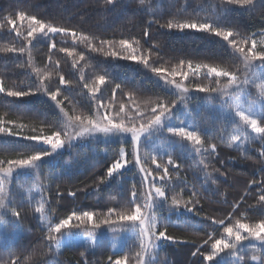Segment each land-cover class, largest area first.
I'll use <instances>...</instances> for the list:
<instances>
[{"label":"trees","instance_id":"16d2710c","mask_svg":"<svg viewBox=\"0 0 264 264\" xmlns=\"http://www.w3.org/2000/svg\"><path fill=\"white\" fill-rule=\"evenodd\" d=\"M19 12H24L26 17L35 16L47 25L69 29L70 33L67 36L48 33L47 37L37 34L28 44L24 36L30 21L20 20ZM8 18L16 20V29L22 36L12 30ZM214 21L233 30L234 37L230 39L239 43L243 37H252L257 39L259 47V42L264 40V0H253L252 6L244 7L225 5L222 0H144L143 4L140 0H119L115 6L108 5L106 0H0V83L12 90L42 88L36 95L19 100L0 93V120L13 122L6 126L18 134H0V160L50 151L47 145L22 138L50 135L63 120L60 108L43 94L44 88L59 89L58 99L65 111L85 118L99 119L107 111L119 119L117 114L123 104L126 124L135 118L139 125L142 122L139 114L150 116L151 107L158 101H175L174 116L180 119H173L171 124L183 120L202 135L203 148L214 143L216 152L196 153L190 142L166 132L158 139L142 140L140 155L145 167L155 170L153 156L158 162L162 157L166 163L165 153L180 165L178 170L169 166L172 187L167 202L156 209L158 220L167 225V234L174 239L159 241L158 247H152L144 259H151L153 264H208L193 253L198 248L202 252L210 250V245L203 243L209 235L225 238L223 228L235 225L237 220L255 224L264 218V202L259 201V196L264 194V156L261 155L264 141L235 116L239 103L264 126L261 118L264 96L257 87L264 83V69L256 67L254 72L249 71L247 83H242L239 89H230L231 99L223 104L224 97L218 92L196 91L197 85L217 87L216 78L205 77L207 68L195 72L187 64L190 61L193 69L196 65L228 68L243 80L245 67L239 55L234 54L227 42L210 33L161 27L167 23ZM145 31L149 33L147 37ZM121 40H128L137 55L147 57L148 66L121 58L128 54L122 50ZM52 43L55 48L50 47ZM8 48H24V52L5 51ZM62 48L68 51H60ZM113 50L121 56L107 55ZM180 61H184L183 70L189 72L186 80L176 77L189 89L183 93V102L180 90L151 71L152 67H162L171 72ZM61 75L67 82L65 85L59 83ZM99 75H105L104 84L98 83ZM226 83L227 78H219L220 87ZM116 84L121 88L113 94ZM93 87L98 88L95 98L90 91ZM100 104L105 107L97 112L96 106ZM234 135H239L240 140L233 142ZM121 148L127 159L133 161L130 134L106 137L98 133L66 143L41 160L35 173L27 168L14 171L4 185L6 204L11 201L9 207L21 211L22 219L17 222L10 211L7 214L0 211V264H8L12 258H19L20 264H108L110 256L113 259L128 256L129 264H136V254L141 252L140 238L135 235L138 229H121L119 222L111 227L101 225L92 248L72 244L57 250L56 242L47 240L49 226L73 212H94L96 220L105 218L110 208L120 213L134 209L135 205L130 203L132 190L143 194L147 188L139 167L129 163L122 174L110 180L106 178L107 168L119 158ZM102 180L105 182L101 183ZM193 191L198 193L193 199L199 201L193 212L172 206L173 196L183 205ZM139 202L143 203L142 197ZM41 206L43 211L37 213L36 208ZM69 231L70 235L61 238L92 236L84 231V226L62 230ZM116 233H121L119 248L113 250L110 238ZM238 255L245 258V264H259L251 257L264 258V247L254 239L251 243L246 240ZM235 260L227 250L218 257L219 264H234Z\"/></svg>","mask_w":264,"mask_h":264},{"label":"snow or ice","instance_id":"6c2138e0","mask_svg":"<svg viewBox=\"0 0 264 264\" xmlns=\"http://www.w3.org/2000/svg\"><path fill=\"white\" fill-rule=\"evenodd\" d=\"M225 5H239L252 6L253 0H222ZM108 5H118L119 0H106ZM140 3L143 4L144 0H140ZM18 17L20 20H29V26L27 29L26 36L24 39L27 40L28 44H31L34 39L37 38V34L47 37L48 33L59 34L63 33L64 35H69L70 30L61 27H54L52 25H47L44 22L38 20L35 16H27L24 12H19ZM8 24L12 26V30L16 32L17 36H22L23 33L19 32L16 29V20L13 18H8ZM167 27L168 30H194L199 32L210 33L216 37L221 38L223 41L227 42L228 45L232 48L234 54H238L239 58L242 60L245 67L244 79L241 78L233 71L228 68H217L209 65H196L193 69L192 63L189 61L187 68L189 70H194L199 72L201 67L207 68L205 77H215V83L217 87H204L197 85L196 91L199 92H218L221 96L224 97L223 104H228L231 99L229 95L230 89H239L242 83H247L249 71L255 70L256 67L264 69V40L259 42L252 37H243L238 43L236 39H230L234 37V32L231 29L222 27L219 23L215 21L213 23L207 22H190V23H167L166 25H161V27ZM74 35V33H73ZM148 31L144 32V36H148ZM235 35H239L236 33ZM103 43V42H101ZM241 44L243 46H241ZM120 45L123 51L127 52V55L122 56L121 58L131 61H136L143 63L145 66H148L149 60L143 55H137L136 50L133 48V45L128 40H121ZM51 48H55V43L50 45ZM7 52H24V48L5 49ZM60 51L67 52V49H60ZM69 55H72L71 52H68ZM112 57L121 56L120 52L115 50L107 53ZM83 58V57H81ZM259 62L257 65L255 62ZM184 61H180V64L177 69H173L171 72H168L167 69L162 67H152L151 71L155 73L158 77L163 79L166 83L174 85V87L181 92V102L184 101L183 93H187L189 89L178 82L176 77L179 76L182 79H188L189 72L184 71ZM168 76H171V80L168 79ZM227 78V83L223 87L219 86V78ZM105 75H99L97 81L99 84L105 83ZM59 83L65 85L67 82L63 75L59 77ZM84 87H88L87 84ZM261 89L260 95L264 96V83L257 85ZM121 88L120 84H116L113 89V94L116 90ZM42 88L37 86L35 89L29 88L27 90L17 88L16 90L6 89L2 83H0V93H3L6 97L16 98L19 100L23 97H29L36 95L38 92H41ZM95 98V93L98 91V88L93 87L90 89ZM43 94H46L48 98L60 108V112L63 116V120L56 126V130L52 131L50 135H29L22 137L28 141H34L39 145L49 146L50 151H35L33 154L28 155L26 158L14 159V160H0V211L3 214H7L9 211L11 216L15 218L17 222L22 219L21 211H18L16 208H10L9 205L11 201H8L6 204V193L4 185L12 177L14 171L18 169H33L34 173L39 169V162L45 157L52 155L57 149H60L65 146V144H71L73 141H76L81 138L88 136H95V134H103L104 136H109L112 134H130L131 140L134 146L133 151V161L127 159L124 148L120 149L119 158L116 159L110 166L107 168L106 178L111 179L114 176L122 174V170L127 168L129 163H133L139 167L140 172L143 174V183L147 185V188L143 194L138 193L135 189L132 190V200L131 204H134V209L129 213H120L115 208H110L108 210V215L103 219L94 220L95 213L90 211H85L77 214L73 212L67 218L62 219L59 223H56L54 226H49L47 240L50 242H59V239L63 235H70L68 233L62 232L64 229H72L84 226V231L89 233L92 236H95L96 230H98L101 225H108L109 227L117 224L119 222L120 228H135L139 230L140 238V248L141 252L136 254V264H153L151 259H144V255L148 253L149 246L158 247V242L161 240H173L174 237L167 234V225L161 223L156 215V209L165 203L168 200V191L171 189L172 185L170 181L172 180V173L169 170V166L173 169H179L180 165L173 160L172 156L168 153L165 155L168 156L166 163L162 161H157L156 156H153L152 163L155 165V170L149 169L144 166V161L140 155V149L142 146V140L146 138H160L163 133L169 134V136H175L180 138L183 141L190 142L194 146V151L199 154L207 151L209 154H215L216 144H211L210 148H203L202 135L195 130L193 127L187 126L183 120H180L179 124L172 125L171 121L173 119H180L177 116H174L173 109L176 107V102L172 101L170 103H161L156 102L155 106L151 107V114L147 118L143 113H140L138 118L142 121L139 125L135 123V118L132 119L131 123H125L127 113H125V106L120 105L119 119L115 116L110 115L107 111L100 116L99 119L92 117L85 118L81 115H71L69 112L65 111L63 107V102L58 99L61 96V91L57 89L56 91H50L46 88L43 89ZM211 99V97H209ZM131 99V95H129ZM105 107L100 104L96 106L97 112L100 108ZM123 114V115H120ZM235 116L239 118V121L252 129L253 132L260 134L259 138L264 141V126H260V121L257 118H253L250 113H246L239 103L236 104ZM264 119V116L261 117ZM13 122H5L0 120V134L5 136H16L18 135L11 125ZM239 126V125H238ZM23 127V125H21ZM66 138V139H65ZM240 140L239 135L232 136V141L236 142ZM231 146V145H230ZM261 155L264 156V151L261 152ZM206 167V166H205ZM105 181L102 180L101 183ZM211 183H215V180H212ZM70 195H75V193H70ZM198 195L197 192L193 191L190 198L181 204V201L175 196L172 197L171 204L174 208L183 207L187 212H193L195 210V204L199 201L193 199ZM141 197L143 198V203H140ZM259 201L264 202V194L259 196ZM191 205V206H189ZM43 207L36 208L37 213H41ZM112 217H115L113 219ZM2 219V215H0ZM76 220L79 223L73 224L72 221ZM223 224V221H220ZM91 225V227H87ZM223 233L225 238H214L209 235L208 239L204 240V245H210V250L207 252H202L198 248L193 255L199 254L205 262L208 264H219L218 257L221 253H224L227 250L228 255L236 257L234 264H245V258L242 255H238L240 246L244 241L252 242L256 240L260 242V245L264 247V218L260 219L259 222L255 224L244 223L239 220L236 221L233 226H226L223 228ZM247 234V235H245ZM253 261H259V264H264V258L253 255L251 257ZM8 264H20L19 258H12ZM108 264H129V257L117 256L115 259L113 257L108 258Z\"/></svg>","mask_w":264,"mask_h":264},{"label":"rangeland","instance_id":"374dc122","mask_svg":"<svg viewBox=\"0 0 264 264\" xmlns=\"http://www.w3.org/2000/svg\"><path fill=\"white\" fill-rule=\"evenodd\" d=\"M139 231V230H138ZM135 232L136 238L138 239L139 236V232ZM118 232V231H116ZM112 237L110 238V244L113 250H117L119 248V240L118 238H120L121 233L119 234H115L111 235ZM96 241V238L94 236H71L68 238H61L59 239V242L54 243V247L55 249H60L61 247H63L64 245H72V244H78V245H84L87 246L88 248H92L94 243ZM151 246H149L148 248V253L146 255H144V258H148L149 256V252L151 250Z\"/></svg>","mask_w":264,"mask_h":264}]
</instances>
